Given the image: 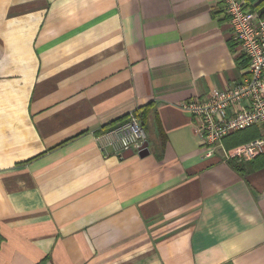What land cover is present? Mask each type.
<instances>
[{"label":"crops","instance_id":"obj_1","mask_svg":"<svg viewBox=\"0 0 264 264\" xmlns=\"http://www.w3.org/2000/svg\"><path fill=\"white\" fill-rule=\"evenodd\" d=\"M248 74L219 0H0V264H264V156L207 158L180 108Z\"/></svg>","mask_w":264,"mask_h":264},{"label":"built area","instance_id":"obj_2","mask_svg":"<svg viewBox=\"0 0 264 264\" xmlns=\"http://www.w3.org/2000/svg\"><path fill=\"white\" fill-rule=\"evenodd\" d=\"M219 1L224 4L238 50L248 61L249 74L229 88L182 102L180 108L201 137L207 158L213 156L215 146L227 136L256 127V139L222 151L227 160L252 161L264 154V18L245 10L242 0ZM106 137L107 145L117 153H139L147 140L146 131L133 113Z\"/></svg>","mask_w":264,"mask_h":264},{"label":"trees","instance_id":"obj_3","mask_svg":"<svg viewBox=\"0 0 264 264\" xmlns=\"http://www.w3.org/2000/svg\"><path fill=\"white\" fill-rule=\"evenodd\" d=\"M263 2L260 3V5H262ZM261 17L264 18V11L261 13ZM153 107L151 104L141 107L140 109L136 110L133 112V114L137 117V119L139 120L141 126L144 128V130H147V125H148V119L150 118L151 114L153 113ZM129 114L123 118H121L120 120L115 121L114 123H111L108 126H105L102 128L101 131H108L111 128H113L117 123L119 122H124L127 118H128ZM159 134H161V132H159ZM259 136V132L258 129L256 127H251L248 128L244 131H239L236 132L232 135L227 136L226 138H224L222 140V144L224 145V147L226 148V150H229L231 148H234L236 146L248 143L254 139H256ZM163 140V143L165 141V136H160ZM262 157V156H259ZM257 157V158H259ZM256 158V159H257ZM254 159V160H256ZM252 160V161H254ZM229 165L231 168H233L235 171L244 174V164H238L234 161L229 162Z\"/></svg>","mask_w":264,"mask_h":264},{"label":"water","instance_id":"obj_4","mask_svg":"<svg viewBox=\"0 0 264 264\" xmlns=\"http://www.w3.org/2000/svg\"><path fill=\"white\" fill-rule=\"evenodd\" d=\"M147 155V151L145 150V151H143V152H141V153H139V156L140 157H144V156H146Z\"/></svg>","mask_w":264,"mask_h":264},{"label":"rangeland","instance_id":"obj_5","mask_svg":"<svg viewBox=\"0 0 264 264\" xmlns=\"http://www.w3.org/2000/svg\"><path fill=\"white\" fill-rule=\"evenodd\" d=\"M123 123H124V122H123ZM259 156H264V154H261V155H259ZM259 156H258V157H259ZM256 158H257V157H256ZM256 158H255V159H256Z\"/></svg>","mask_w":264,"mask_h":264},{"label":"bare ground","instance_id":"obj_6","mask_svg":"<svg viewBox=\"0 0 264 264\" xmlns=\"http://www.w3.org/2000/svg\"><path fill=\"white\" fill-rule=\"evenodd\" d=\"M225 160H227V159H225ZM227 161H230V160H227Z\"/></svg>","mask_w":264,"mask_h":264}]
</instances>
